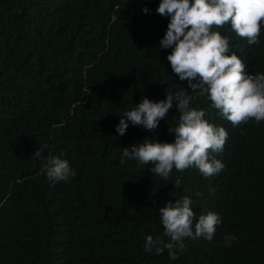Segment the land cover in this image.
Instances as JSON below:
<instances>
[{
	"label": "trees",
	"instance_id": "obj_1",
	"mask_svg": "<svg viewBox=\"0 0 264 264\" xmlns=\"http://www.w3.org/2000/svg\"><path fill=\"white\" fill-rule=\"evenodd\" d=\"M159 2L0 0V264H264V121L233 127L191 93L190 107L228 133L215 156L223 170L173 169L164 180L152 164L121 163L122 148L145 138L172 143L178 110L173 101L156 129L127 121L118 136L121 116L188 88L166 59L171 48H160L169 18ZM214 30L249 74L264 73V27L258 45L230 25ZM50 156L76 175L53 184L42 171ZM183 196L196 219L221 216L213 240L146 253V235L163 232L159 208ZM227 235L237 239L226 247Z\"/></svg>",
	"mask_w": 264,
	"mask_h": 264
},
{
	"label": "clouds",
	"instance_id": "obj_2",
	"mask_svg": "<svg viewBox=\"0 0 264 264\" xmlns=\"http://www.w3.org/2000/svg\"><path fill=\"white\" fill-rule=\"evenodd\" d=\"M142 11L147 13L149 9ZM156 13L169 18L159 41L160 48H171L166 59L176 77L187 81L188 88L165 92V99L157 102L142 98L121 116L115 126L118 136L126 133L127 121L148 131L156 129L173 107V101L178 110L176 126L168 129L174 133L172 143L145 138L142 143L122 148L121 163L127 158L142 165L152 164L149 171L164 180L169 179L173 169L183 172L196 168L205 178L217 175L224 165L215 156L223 151L228 133L224 127L205 119L204 109L190 107L194 99L191 93L207 96L210 106L233 127L250 120L264 121V73L249 74L245 63L231 51L230 39L214 30L230 25L231 31L249 45H258L264 27V0H160ZM33 157L43 158L41 147ZM42 171L53 184L76 175L67 160L56 156L47 158ZM192 203L188 196H183L159 208L163 232L156 237L146 235V253L153 250L156 254L165 250L174 253L177 247L183 249L185 238L213 240L217 226L222 223L221 216L209 211L196 219ZM224 239L227 247L237 237L227 235Z\"/></svg>",
	"mask_w": 264,
	"mask_h": 264
}]
</instances>
